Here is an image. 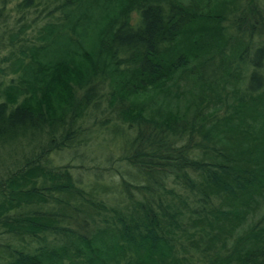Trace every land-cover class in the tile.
I'll use <instances>...</instances> for the list:
<instances>
[{"label":"trees","instance_id":"1","mask_svg":"<svg viewBox=\"0 0 264 264\" xmlns=\"http://www.w3.org/2000/svg\"><path fill=\"white\" fill-rule=\"evenodd\" d=\"M0 264H264L263 2L0 0Z\"/></svg>","mask_w":264,"mask_h":264},{"label":"rangeland","instance_id":"2","mask_svg":"<svg viewBox=\"0 0 264 264\" xmlns=\"http://www.w3.org/2000/svg\"><path fill=\"white\" fill-rule=\"evenodd\" d=\"M260 2L262 3L263 2V4H264V0H260ZM229 11V10H228ZM201 32H203V31H201Z\"/></svg>","mask_w":264,"mask_h":264}]
</instances>
